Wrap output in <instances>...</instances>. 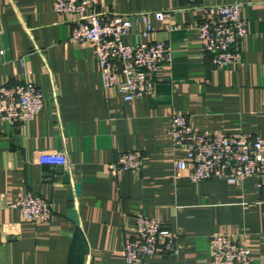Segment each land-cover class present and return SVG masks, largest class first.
Returning <instances> with one entry per match:
<instances>
[{
	"label": "crops",
	"instance_id": "0c3cea01",
	"mask_svg": "<svg viewBox=\"0 0 264 264\" xmlns=\"http://www.w3.org/2000/svg\"><path fill=\"white\" fill-rule=\"evenodd\" d=\"M54 1L0 0V84L33 81L44 94L43 108L25 123L0 117V264H127L138 212L180 237L178 253L149 255L141 264H209L216 232L264 264V179L192 181L190 167L177 164L187 151L170 132L179 113L199 131L264 136V0H240L250 30L241 61L230 68L214 64L197 24L216 13L212 6L236 0H98L102 12L153 13V30L145 36L138 21L126 43L172 46L174 60L160 67L156 93L130 100L103 87L93 42L71 38L73 16L57 12ZM131 150L142 151L141 169H110ZM42 151L67 153L71 183L60 165L39 161ZM75 181L81 191L73 197ZM27 192L51 203L50 221L23 217L15 203Z\"/></svg>",
	"mask_w": 264,
	"mask_h": 264
},
{
	"label": "built area",
	"instance_id": "2783aa9c",
	"mask_svg": "<svg viewBox=\"0 0 264 264\" xmlns=\"http://www.w3.org/2000/svg\"><path fill=\"white\" fill-rule=\"evenodd\" d=\"M97 2L55 0L54 9L73 16V40L93 42L105 89L115 87L127 100L155 94L160 67L174 60L172 46L164 40L137 44L124 41L138 21L144 24L143 34L148 35L153 30V13L102 12L97 9ZM242 4L236 0L214 5L210 10L216 13L197 24L202 45L212 55L216 66L230 68L242 59L243 42L250 30L248 19L240 15ZM43 105V91L33 81L0 84V117L12 124H23L34 118ZM170 132L173 144L187 151V160L177 164L182 169L190 167L192 181L222 177L234 183L252 175L264 179V136L228 133L223 129L199 131L186 114L179 113L172 117ZM39 161L66 168L71 164L64 151H42ZM143 161L142 151H124L109 163V167L113 171L139 170ZM15 205L25 219L35 222L50 221L53 216L51 203L34 192L20 195ZM179 246V235L164 221L138 212L134 233L125 247L126 263L141 264L149 255L161 252L178 253ZM210 257L209 264H255L251 248L222 232L214 233L210 239Z\"/></svg>",
	"mask_w": 264,
	"mask_h": 264
},
{
	"label": "water",
	"instance_id": "95a60500",
	"mask_svg": "<svg viewBox=\"0 0 264 264\" xmlns=\"http://www.w3.org/2000/svg\"><path fill=\"white\" fill-rule=\"evenodd\" d=\"M59 172L63 175V180L66 183H71L72 178L69 172H65L62 165H60ZM81 191V183L78 181L73 182V189L71 190V196L74 197V195H80ZM69 216L77 223H79L78 213L75 208H71L69 210Z\"/></svg>",
	"mask_w": 264,
	"mask_h": 264
}]
</instances>
